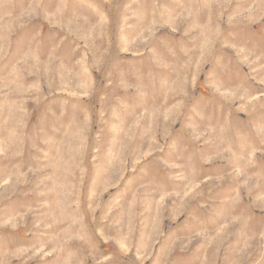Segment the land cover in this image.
Masks as SVG:
<instances>
[{
  "label": "rangeland",
  "instance_id": "1",
  "mask_svg": "<svg viewBox=\"0 0 264 264\" xmlns=\"http://www.w3.org/2000/svg\"><path fill=\"white\" fill-rule=\"evenodd\" d=\"M0 264H264V0H0Z\"/></svg>",
  "mask_w": 264,
  "mask_h": 264
}]
</instances>
